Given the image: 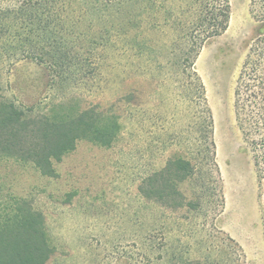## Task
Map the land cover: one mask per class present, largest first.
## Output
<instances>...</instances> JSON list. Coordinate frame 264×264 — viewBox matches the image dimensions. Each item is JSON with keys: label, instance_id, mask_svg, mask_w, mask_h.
<instances>
[{"label": "rangeland", "instance_id": "obj_1", "mask_svg": "<svg viewBox=\"0 0 264 264\" xmlns=\"http://www.w3.org/2000/svg\"><path fill=\"white\" fill-rule=\"evenodd\" d=\"M229 4L228 28L191 52L192 67L168 47L171 35L159 32L149 35L154 44L144 54L122 45L105 51L89 76L95 79L84 82L56 78L46 63L13 59L8 37L0 42L3 95L42 113L90 108L122 125L110 147L78 141L53 163L54 177L0 160V205L23 198L43 213L53 248L47 264H264V180L233 109L258 23L250 0ZM17 5L0 0V13ZM11 21L0 16V23ZM175 158L194 168L177 184L185 205L143 198L142 179Z\"/></svg>", "mask_w": 264, "mask_h": 264}, {"label": "trees", "instance_id": "obj_2", "mask_svg": "<svg viewBox=\"0 0 264 264\" xmlns=\"http://www.w3.org/2000/svg\"><path fill=\"white\" fill-rule=\"evenodd\" d=\"M17 4L0 13L12 19L0 23V42L7 36L11 44L8 56L46 63L54 77H81V82L95 79L89 76L96 74L101 55L109 49L122 45L142 51L140 54L147 52V47L154 44L149 36L153 32L171 35L168 47L192 67L191 52L225 32L230 20L229 0H17ZM250 13L258 23L259 34L250 43L235 81L233 109L261 182L264 0H250ZM36 108L17 104L3 95L0 87V160L31 164L47 177H54L53 163L73 152L78 141L88 139L110 147L122 127L118 118H105L90 108L56 112L54 106L43 113ZM193 174L190 161L170 159L162 170L142 179L138 191L146 200L180 208L185 198L177 184ZM52 254L43 213L23 198L11 197L0 205V264H47Z\"/></svg>", "mask_w": 264, "mask_h": 264}]
</instances>
